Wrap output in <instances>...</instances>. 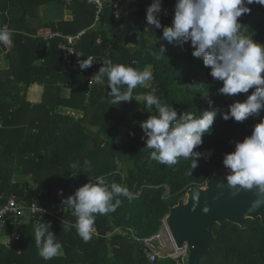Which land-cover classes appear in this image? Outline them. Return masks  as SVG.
Instances as JSON below:
<instances>
[{"label":"trees","instance_id":"obj_1","mask_svg":"<svg viewBox=\"0 0 264 264\" xmlns=\"http://www.w3.org/2000/svg\"><path fill=\"white\" fill-rule=\"evenodd\" d=\"M0 1V27L10 33L6 51L0 46L1 61L4 58L8 62L7 69H0V193L9 196L15 192L28 202L56 211L61 200L52 189L73 173L79 174L81 185L89 179L95 183L99 176L129 192L127 197H118L121 203L115 211L95 216L93 227L99 236L91 234L85 242L75 227L64 230V221L47 215L41 223L50 222L64 255L42 259L33 235L36 223L30 221L17 229L22 238L13 249L0 243V264H177L171 258L151 262L139 245L123 233L112 232L118 227L133 228L141 237L157 233L170 206L177 204L188 188L204 184L224 168V154L251 134L264 111L243 122L223 119L228 106L235 100L242 101L246 94L221 95L218 89L222 82L212 78L202 58L192 55L190 42L168 43L163 38V26L171 24L175 0H162L165 9L158 14L159 29L146 21V9L153 0H131L136 8L132 12L121 3L123 0H105L95 28L93 0H74L68 5L74 11L73 21L64 20L66 3L62 0H4L5 6ZM114 2H120L121 12H126L121 22L116 18ZM42 6L47 11L45 17L40 15ZM249 7L250 14L239 18L242 28L246 35L264 44V5L253 3ZM43 28L66 34L88 28L79 49L86 58L96 57L94 76L102 60L111 59L140 70L150 69L153 79L133 90L132 101L111 105L107 77L89 88L86 77L68 67L59 39H46L39 33ZM131 32L138 33L137 45L125 44V36ZM161 45L166 50L157 59L153 53H159ZM33 84L45 87L39 103L27 97ZM66 88L68 93L63 94ZM153 88L162 102L173 105L178 116L183 112L199 116L204 110L217 109L211 134H204L202 144L194 149L200 155L192 172L191 160L180 158L177 164L167 166L151 159L143 149L141 122L150 115L143 98ZM62 108L80 111L82 116L64 113ZM6 155L15 166L13 172L20 169L32 175L38 184L35 190L28 181L13 182L14 177L8 174L11 168H5L10 163ZM85 160L91 162V171H85ZM73 164L77 166L73 168ZM62 217L64 223H75L76 217L69 212ZM107 226H111L110 231L104 230ZM213 230L216 238L210 243L212 250L202 256L200 264H264V226L260 219H248L245 229L226 222L214 224Z\"/></svg>","mask_w":264,"mask_h":264},{"label":"clouds","instance_id":"obj_2","mask_svg":"<svg viewBox=\"0 0 264 264\" xmlns=\"http://www.w3.org/2000/svg\"><path fill=\"white\" fill-rule=\"evenodd\" d=\"M161 3L162 0H153L146 9L147 24L157 29L162 27L158 19ZM253 3L264 5V0H175L171 24L163 26L162 35L168 43L190 42L192 55L202 58L212 78L222 82L218 89L221 95L246 94L245 99L235 100L228 106L222 114L224 120L243 122L264 111V44L246 35L239 20L242 15L250 14L249 5ZM0 42H10L9 33L2 27ZM165 50L161 45L159 53L153 55L159 59ZM94 61L96 59L89 56L78 61L79 67L89 68ZM102 61L94 79L100 83L103 77H107L110 88L107 96L111 105L132 101L133 90L153 79L148 69L114 63L111 59ZM143 106L150 113L141 122L142 139L145 140L143 149L149 152L151 159L167 166L177 164L180 158L191 160L192 172L200 155L194 149L202 144L204 134H211L217 109L204 110L199 116L189 112L178 116L173 105L162 102L156 95L155 88L144 96ZM222 163L232 195L255 188L258 198L253 201L252 209L264 204V117L254 124L250 135L235 143L233 151L224 154ZM76 166L72 165L73 168ZM84 169L91 171L90 161H84ZM128 195L126 187L116 182L108 183L104 177H96L95 183L89 179L61 200V207L70 209L76 217L74 224L62 222V227L64 230L75 227L77 234L87 242L91 239L95 216L115 211L121 203L118 197ZM33 235L42 259H52L61 252L62 244L56 240L50 222H37Z\"/></svg>","mask_w":264,"mask_h":264},{"label":"water","instance_id":"obj_3","mask_svg":"<svg viewBox=\"0 0 264 264\" xmlns=\"http://www.w3.org/2000/svg\"><path fill=\"white\" fill-rule=\"evenodd\" d=\"M121 3L132 8V3L128 0H123ZM164 9L163 2L161 10ZM125 17L126 12L122 11L118 21L121 22ZM136 20V16L132 17L135 25ZM124 41L126 45H137L138 33L126 34ZM0 46L6 51V44L0 42ZM81 183L79 174L73 173L64 181L56 183L52 192L62 200L73 194ZM257 198L255 188L241 190L238 194L232 195V189L226 181L225 168L215 171L204 184L188 188L178 203L170 206L169 213L165 217L176 246L179 249L187 246L189 250L187 264H200L202 256L211 252L210 243L216 238L213 225L216 223L223 225L231 222L245 229L248 219H260L264 226V204L252 209L253 201ZM104 230L110 231L111 226L105 227Z\"/></svg>","mask_w":264,"mask_h":264},{"label":"built area","instance_id":"obj_4","mask_svg":"<svg viewBox=\"0 0 264 264\" xmlns=\"http://www.w3.org/2000/svg\"><path fill=\"white\" fill-rule=\"evenodd\" d=\"M67 4L74 0H62ZM96 6V16L92 27L95 28L100 20L101 12L105 6V0H93ZM131 1V0H129ZM139 2V0H132ZM120 2H114L115 15L119 19L121 10L119 6ZM6 30V28H5ZM88 31V28L81 30L78 33L66 34L63 31H54L47 29L44 32L39 31L46 39H59V47L64 51V55L70 69L78 72L80 75H84L88 81V87L92 88L94 85L98 84L92 71L96 69V65L93 64L91 67L86 69H81L79 67V60L86 59L84 52L79 49V46L84 40V37ZM77 54L82 56H77ZM91 57H96L91 55ZM16 183L15 181H13ZM30 184V183H29ZM37 185L34 181L30 186L35 190ZM71 213L70 209H63L60 207L56 211H49L46 208L40 206L37 202H28V200L18 194L13 192L11 195H6L5 193H0V243L7 247L12 248L14 244V239L19 240L21 238V232L17 231L19 228V220L25 216H28L30 221L42 222L44 217L47 215L56 216L58 219L66 222L62 217V214ZM115 233H123L130 242L139 245L141 251L146 256V258L151 261H157L163 258H171L177 262V264H187V258L189 255V250L187 246L179 249L166 224L165 219L162 222L160 230L150 237H141L138 232L133 228L123 230L121 228H116ZM92 234L99 236V231L93 227Z\"/></svg>","mask_w":264,"mask_h":264},{"label":"crops","instance_id":"obj_5","mask_svg":"<svg viewBox=\"0 0 264 264\" xmlns=\"http://www.w3.org/2000/svg\"><path fill=\"white\" fill-rule=\"evenodd\" d=\"M63 17H64V20L66 21H73L74 20V11L73 9L71 10L69 7H68V4H66V8L63 12ZM41 32H44L45 30H47V28H43V29H40ZM7 45V44H6ZM8 47V46H7ZM44 89L45 87L43 85H40V84H33L29 90H28V100L33 102V103H39L42 101L43 99V94H44ZM68 93V90L67 88L63 90V94H67ZM64 113H70V114H73L75 115V112H79L81 113L80 111H76V110H72V109H67V108H62V110ZM82 114V113H81ZM76 116V115H75ZM31 175V174H30ZM30 223V220L28 218V216H25L23 218H21L19 220V228L21 226H27V224ZM118 228V227H115V229ZM21 231V230H20ZM96 236V235H94ZM21 238H22V234H21ZM20 238V239H21ZM19 239V240H20ZM19 240H16L14 239V244H13V247L12 249L15 247L16 243L19 241ZM18 244V243H17ZM10 249V248H9ZM18 252L21 254L22 253V249L21 247H18ZM65 253L64 251V248L62 247V250L61 252L58 254L59 256H63Z\"/></svg>","mask_w":264,"mask_h":264},{"label":"rangeland","instance_id":"obj_6","mask_svg":"<svg viewBox=\"0 0 264 264\" xmlns=\"http://www.w3.org/2000/svg\"><path fill=\"white\" fill-rule=\"evenodd\" d=\"M3 1H4V0H2V6H5L6 3L3 2ZM5 1H6V0H5ZM0 4H1V1H0ZM134 9H136V8H133V9H130V8H129V12H130V11L132 12ZM46 12H47V11H45V7L42 6V7L40 8V15L44 16V14L46 15ZM44 17H45V16H44ZM9 37H10V33H9ZM1 57H3V56L0 55V69H1V70H5V69L8 68V62H7L6 59H4V58H2V61H1ZM149 70H150V69H149ZM150 71H151V70H150ZM75 115H76V117H81V116H82V114L79 113V112H75ZM124 134H125V132H124V129H123L121 135L124 136ZM5 158H9L8 161H10V163H8V165L5 166V168H11V171H8V174H9L11 177H14V178H13V181L17 182V181L21 180V181H28L30 184L33 183L32 175H30V174H28V173H26V172H23V171H21L20 169H19V170H15V171L13 172L12 169L15 168V166L11 164V162H12L11 157H8V156L6 155ZM112 233H115V232L113 231ZM117 233H119V232H117ZM110 235H111V233H110Z\"/></svg>","mask_w":264,"mask_h":264}]
</instances>
